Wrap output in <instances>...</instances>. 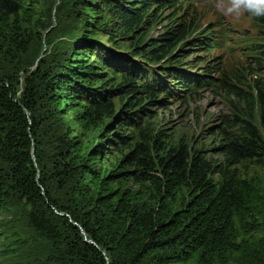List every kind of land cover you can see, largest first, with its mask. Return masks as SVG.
Wrapping results in <instances>:
<instances>
[{
	"label": "trees",
	"instance_id": "obj_1",
	"mask_svg": "<svg viewBox=\"0 0 264 264\" xmlns=\"http://www.w3.org/2000/svg\"><path fill=\"white\" fill-rule=\"evenodd\" d=\"M188 2L63 0L55 19H70L69 41L44 61L50 14L37 0H0V214L22 209L30 235L28 244L3 236L0 264H264V76L212 79L209 62L208 73L183 63L194 48H215L188 17L146 39L166 9L194 12ZM251 23L262 72L264 16ZM119 44L142 66L113 59ZM205 88L229 104L214 134L218 160L138 120L161 96L188 105ZM136 93L137 114L113 119L105 99Z\"/></svg>",
	"mask_w": 264,
	"mask_h": 264
},
{
	"label": "rangeland",
	"instance_id": "obj_2",
	"mask_svg": "<svg viewBox=\"0 0 264 264\" xmlns=\"http://www.w3.org/2000/svg\"><path fill=\"white\" fill-rule=\"evenodd\" d=\"M37 1L39 12L44 17L46 14H50L51 26L41 41V54L39 56L40 60L46 61V59H53L64 44L69 41L68 36H64L63 33L68 31L70 19L63 17L60 23L55 19L58 7L63 0ZM188 3L195 8L194 12L189 13L184 8L178 11L166 9L163 13V20L159 24L161 27L158 25L156 29L151 30L146 39L163 35L171 20L184 21L188 17L191 24L198 30V40L215 46V48L208 54L204 50L202 52V50L194 48L193 54L189 52L188 60L183 63L198 68L197 70L201 73H208L205 70L208 71L206 63L209 62L213 69L217 67V70H214L215 74L209 76L212 79L218 78L221 70L231 75L242 76V81L244 79L251 80V73L257 74L258 77L264 76V70L257 72L253 64L255 60L251 58L253 56L250 51L252 43H263L260 30L256 26L254 28L251 23L253 14L244 9H241L239 13H229L227 9L231 5V0H189ZM100 39L104 40L102 37ZM118 48L116 51L109 48L111 55L114 56L113 59L117 58L127 64L126 67L142 66L143 63H140V60L129 57L128 44H119ZM123 72L122 70L121 73ZM154 72L155 74H163L165 71L156 70ZM108 76L109 72H106L100 79L105 80ZM118 78L117 75L116 80ZM119 96H110L105 99L107 102L111 101L114 108L112 118L117 119L118 116L121 117L122 115L130 117L129 114H137L140 104L139 102L135 103V100L141 96L136 93L129 101L119 99ZM226 99L223 95L210 92L209 88L200 90L197 94H189L185 100L188 105H181L180 101H173L161 96L140 113L138 120L141 122L148 121V127L153 132H162L164 137L171 142L181 141L195 150L208 151V153L204 152L203 156L214 161L219 159L212 151L216 143L214 134L220 125V118L229 113V104ZM133 102L135 104L131 107ZM109 123L110 120L105 123V126H108ZM129 129L132 130L131 127ZM99 131L98 128L87 133L91 144L97 142ZM20 210L13 208L5 215L0 214V250L4 242L2 237L10 234L16 235L27 244L29 243V231L22 223L24 211L21 213ZM6 261L8 260L2 259L0 256V263Z\"/></svg>",
	"mask_w": 264,
	"mask_h": 264
},
{
	"label": "clouds",
	"instance_id": "obj_3",
	"mask_svg": "<svg viewBox=\"0 0 264 264\" xmlns=\"http://www.w3.org/2000/svg\"><path fill=\"white\" fill-rule=\"evenodd\" d=\"M241 9L259 17L264 16V0H231L229 13H239Z\"/></svg>",
	"mask_w": 264,
	"mask_h": 264
}]
</instances>
